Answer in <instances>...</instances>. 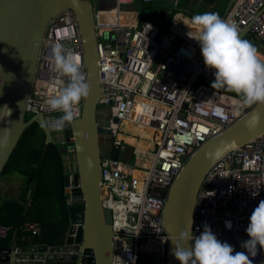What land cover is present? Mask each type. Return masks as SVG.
Instances as JSON below:
<instances>
[{
  "label": "built area",
  "instance_id": "2783aa9c",
  "mask_svg": "<svg viewBox=\"0 0 264 264\" xmlns=\"http://www.w3.org/2000/svg\"><path fill=\"white\" fill-rule=\"evenodd\" d=\"M137 1L151 2L103 0L99 7L93 6L101 65L99 107L108 109V118L101 124L111 130L112 146L120 150L118 160L101 156L100 193L102 206L112 210L113 264H133V260L141 264L145 254L150 255L147 264L167 260L170 234L163 212L174 180L197 149L256 105L237 111L239 96L212 87L215 69L205 65L199 43L188 36L189 31L195 35L196 28L193 16L179 8L180 0H172L175 9L164 32L150 21H132L135 16L127 6ZM224 19L235 23L240 33L248 27L243 39L264 56V0H236ZM57 43L81 57L88 82L76 15L67 9L50 19L45 30L27 115L62 114L45 103L68 82L55 68L52 47ZM83 102L84 98L76 106L74 120L81 117ZM127 137L143 139L148 147L141 148ZM59 147L61 154L75 151L66 140ZM132 195L141 203L130 204ZM261 200L264 132L227 153L207 172L193 210L192 237L207 224L221 242L246 251L241 243L249 239V218ZM226 221L232 222L231 229ZM24 229L34 235L41 232L35 221H27ZM11 231L10 225L0 223V239H7ZM250 258L253 264H264V249L258 247L257 255Z\"/></svg>",
  "mask_w": 264,
  "mask_h": 264
},
{
  "label": "water",
  "instance_id": "95a60500",
  "mask_svg": "<svg viewBox=\"0 0 264 264\" xmlns=\"http://www.w3.org/2000/svg\"><path fill=\"white\" fill-rule=\"evenodd\" d=\"M210 7L217 0H201ZM236 0H228L219 16L224 19ZM153 7L175 9L172 0H151ZM73 10L84 44V62L88 72L90 93L84 98L81 117L63 131L49 130L45 122L59 115L35 114L28 117L27 102L31 93L42 39L50 19L63 11ZM193 17L201 14L186 7ZM248 32L241 33L243 39ZM100 55L95 29L93 3L90 0H0V177L11 170L7 162L25 128L40 124L46 144L66 140L74 147L72 154H61L65 173V195L70 227L63 244L0 245V264H113L112 210L101 201L100 136L111 130L98 119L102 97ZM229 91L226 87L221 88ZM259 114L260 121L249 127L248 121ZM264 132V103H257L244 117L220 135L205 142L187 160L174 180L163 212L164 226L170 234L167 260L153 264H180L174 254L172 239L192 231V219L198 191L210 168L227 153ZM62 136H58V134ZM79 149V150H78ZM222 154L216 158V151ZM109 157L118 160L120 150L111 146ZM72 161V162H71ZM33 178H29L27 184ZM17 248V249H16ZM145 254L141 264H147Z\"/></svg>",
  "mask_w": 264,
  "mask_h": 264
},
{
  "label": "clouds",
  "instance_id": "9594fccd",
  "mask_svg": "<svg viewBox=\"0 0 264 264\" xmlns=\"http://www.w3.org/2000/svg\"><path fill=\"white\" fill-rule=\"evenodd\" d=\"M192 24L196 34L189 31L188 36L199 43L205 65L215 69L212 87H226L238 94L237 111L241 107L264 103V59L260 58L252 42L241 38L238 26L211 12L195 15ZM52 57L56 70L67 77L68 82L57 94L46 98L48 108L62 115L47 120L45 126L50 131H63L76 118L75 109L81 99L89 96L90 84L81 71V57L73 50L57 43L52 47ZM259 121V114L254 115L248 126L255 127ZM221 154L222 150L218 149L209 155L218 158ZM140 203L137 195L130 197V204ZM249 219L246 228L249 239L241 243L246 251H235L229 243L221 242L205 224L204 230L194 238L189 230L179 240L172 239L173 254L180 264H253L250 257L257 255L258 247L264 249V200L255 207ZM225 226L231 229L232 222L226 221Z\"/></svg>",
  "mask_w": 264,
  "mask_h": 264
},
{
  "label": "trees",
  "instance_id": "16d2710c",
  "mask_svg": "<svg viewBox=\"0 0 264 264\" xmlns=\"http://www.w3.org/2000/svg\"><path fill=\"white\" fill-rule=\"evenodd\" d=\"M218 5L220 14L225 6L221 8L222 4ZM45 140L42 126L37 122L31 123L25 128L7 162L10 173L24 176L25 182L19 199L0 202V223L12 227L10 236L0 239L2 246L9 245L14 236L17 243L20 238L27 237L29 244L50 246L63 244L67 237L70 218L63 159L60 147L54 143L46 144ZM30 177L33 180L27 184ZM27 221L39 223L41 232L34 235L25 231Z\"/></svg>",
  "mask_w": 264,
  "mask_h": 264
},
{
  "label": "crops",
  "instance_id": "0c3cea01",
  "mask_svg": "<svg viewBox=\"0 0 264 264\" xmlns=\"http://www.w3.org/2000/svg\"><path fill=\"white\" fill-rule=\"evenodd\" d=\"M191 4H194L196 7L201 8L196 0H188ZM222 1V0H219ZM150 4V3H149ZM149 4H144L142 2H135L133 4H130L127 6V10L133 12V15L135 16V20L132 19V21L135 22H143V21H150L152 23L157 24L160 29L164 32L167 31L168 25L171 21L172 15L174 10L170 8H164V7H153L149 6ZM146 9H150L148 11V17L144 18V12ZM212 9H206L204 10L205 13L210 12L211 13H218L219 7H215ZM139 20V21H138ZM99 119V115H98ZM105 120L102 119L101 123L105 122ZM109 155L108 150H105V152L102 154V156ZM25 182V177L21 175L20 178H11L10 175H5L3 177H0V202L6 199H19L21 192L23 190V184ZM16 242L15 236L13 237L12 241L7 246H13ZM18 246H26L31 245L28 243L27 237H22L19 240V243H17Z\"/></svg>",
  "mask_w": 264,
  "mask_h": 264
},
{
  "label": "rangeland",
  "instance_id": "374dc122",
  "mask_svg": "<svg viewBox=\"0 0 264 264\" xmlns=\"http://www.w3.org/2000/svg\"><path fill=\"white\" fill-rule=\"evenodd\" d=\"M91 1L93 3V6H95V7H99L100 5H102L104 3L103 0H91ZM227 1L228 0H222V1L217 0L216 2L217 3H221L222 4L221 8H224V6H225V4H226ZM137 2H140V1H137ZM149 3L151 4V2H149ZM149 3H146V4H149ZM150 4H149V6H151ZM189 5H190V2L188 0H180V6H179V8L185 9V7H188ZM149 10L150 9H146L145 10V12H144V18L148 17L147 14H148V11ZM258 55L261 56L262 54H260L258 52ZM219 89H221V88H219ZM230 93H232L233 95L238 96V94H236L233 91H230ZM98 115H99V121H100V123H101L102 119L103 120H105V119L107 120V118H108V109L107 108H104V107H99V109H98ZM131 126L134 127L135 130H137V131L139 130V127L134 126V124H131ZM124 134L127 135V136H135L136 139H139V136L137 134L132 133V132L125 131ZM106 139H107L106 137L100 136V143L103 144L106 141ZM127 141H130V142L134 143V139H132V138H128ZM124 155H125V151L122 150L121 151V158L122 159H125L126 158V157H124ZM8 175H10L11 178H20L21 177V175L18 174V173H9ZM143 255L144 254H141L140 256L143 257Z\"/></svg>",
  "mask_w": 264,
  "mask_h": 264
},
{
  "label": "flooded vegetation",
  "instance_id": "af4514ba",
  "mask_svg": "<svg viewBox=\"0 0 264 264\" xmlns=\"http://www.w3.org/2000/svg\"><path fill=\"white\" fill-rule=\"evenodd\" d=\"M196 1H197V3L199 4V6L201 8H198L194 4H191V3H190V5L188 7L198 11L201 14L205 13L204 12L205 8L208 9V10L209 9H213L208 4L202 2L201 0H196ZM218 6H219L218 3H216L214 5V7H218ZM105 137L107 138L106 141L103 144L100 143L101 155L105 152V150H109L111 148V146H112V138L110 137V135L109 136H105Z\"/></svg>",
  "mask_w": 264,
  "mask_h": 264
},
{
  "label": "bare ground",
  "instance_id": "6f19581e",
  "mask_svg": "<svg viewBox=\"0 0 264 264\" xmlns=\"http://www.w3.org/2000/svg\"><path fill=\"white\" fill-rule=\"evenodd\" d=\"M261 58H264V56L263 55H261L260 56ZM129 137H127L126 139H128ZM133 139V138H132ZM134 144H137L139 147H141V148H146V147H148V144H149V142H147V141H144L143 139L142 140H136V139H134Z\"/></svg>",
  "mask_w": 264,
  "mask_h": 264
}]
</instances>
